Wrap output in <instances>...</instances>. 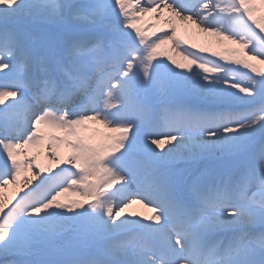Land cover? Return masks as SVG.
I'll use <instances>...</instances> for the list:
<instances>
[{
	"label": "snow or ice",
	"instance_id": "snow-or-ice-1",
	"mask_svg": "<svg viewBox=\"0 0 264 264\" xmlns=\"http://www.w3.org/2000/svg\"><path fill=\"white\" fill-rule=\"evenodd\" d=\"M253 62L264 0H0V264H264Z\"/></svg>",
	"mask_w": 264,
	"mask_h": 264
},
{
	"label": "bare ground",
	"instance_id": "bare-ground-1",
	"mask_svg": "<svg viewBox=\"0 0 264 264\" xmlns=\"http://www.w3.org/2000/svg\"><path fill=\"white\" fill-rule=\"evenodd\" d=\"M143 2V0H142ZM151 14L146 15L140 22H139V26L143 27L146 21H149V16ZM151 23H158L157 21H151ZM181 22L177 21V24L180 25ZM155 29L153 28H148L147 31L148 32H152ZM159 34V33H157ZM178 36L181 38V40L184 41V44L182 45V47L188 49L189 51H196L198 52V54H203L208 56L209 59H211V52L212 51H220V53L222 54L223 48L220 47L217 44V40L218 38L215 37L214 35H212L211 33H203L200 31V29H198L195 25L193 24H188L187 25V30H185L184 26H180L178 27V32H177ZM191 46V47H190ZM232 47H234V45H231ZM165 47H169V46H165ZM200 49H205L206 51L204 53H199ZM174 55H176L175 52H172ZM256 64L257 67L259 68H263L264 69V65H260L257 62H253ZM89 127L90 128H95V129H99L100 132H106L107 130L103 128L102 125H99L95 122H89ZM45 163H47V161H45ZM9 189H11L12 193H13V189L11 186H8L5 191H4V195L6 197H11L12 194L9 193ZM18 198V197H17ZM65 202L69 201V200H81L83 201L84 198L83 197H75L74 195H68L66 197L62 198ZM13 203L15 202L14 200L12 201ZM11 206V205H9ZM126 211H141L144 212L145 210L140 208L138 205L137 206H133L132 209L126 210Z\"/></svg>",
	"mask_w": 264,
	"mask_h": 264
},
{
	"label": "rangeland",
	"instance_id": "rangeland-1",
	"mask_svg": "<svg viewBox=\"0 0 264 264\" xmlns=\"http://www.w3.org/2000/svg\"><path fill=\"white\" fill-rule=\"evenodd\" d=\"M217 52H220V51H217ZM170 54H172V55L175 57V59H177L178 61H180L181 63H183V61H181L180 56H178V55H174L173 53H170ZM224 54H226V53L223 52L222 55H224ZM158 59L163 60L165 63H169V62L167 61L166 57H158ZM211 59H218V57H212V56H211ZM169 66H172V65L169 64ZM173 67H174V66H173ZM256 67H257V66H256ZM258 68H259V67H258ZM260 69H261V70H264L263 68H260ZM8 192L12 194L11 189H9ZM75 197H80V196H75ZM82 202H83V201H82Z\"/></svg>",
	"mask_w": 264,
	"mask_h": 264
}]
</instances>
